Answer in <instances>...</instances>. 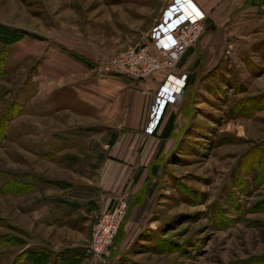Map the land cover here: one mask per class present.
I'll list each match as a JSON object with an SVG mask.
<instances>
[{
  "label": "rangeland",
  "instance_id": "374dc122",
  "mask_svg": "<svg viewBox=\"0 0 264 264\" xmlns=\"http://www.w3.org/2000/svg\"><path fill=\"white\" fill-rule=\"evenodd\" d=\"M204 1V32L175 69L184 66L194 84L168 111L177 117L173 141L155 162L156 175L154 165L137 167L147 180L118 189L116 199L130 194L129 211L98 264H264V108L233 112L264 95V0ZM193 4L187 16L197 11ZM153 7V0H0V25L22 33L11 45L0 43V119L11 117L0 128V219L8 224L0 235L22 240L4 244L0 264H13L26 249L69 252L77 254L72 264H91L92 228L106 211L91 213L75 197L97 192L85 179L99 177L101 167L57 147H68L74 135L93 146L99 137L114 144L115 87L102 79L136 90L137 82L167 74L137 80L101 71L144 45L160 57L150 33L163 11L152 20ZM183 84L172 76L166 87ZM85 95H94V124L79 127ZM97 185L117 192L111 183Z\"/></svg>",
  "mask_w": 264,
  "mask_h": 264
},
{
  "label": "crops",
  "instance_id": "0c3cea01",
  "mask_svg": "<svg viewBox=\"0 0 264 264\" xmlns=\"http://www.w3.org/2000/svg\"><path fill=\"white\" fill-rule=\"evenodd\" d=\"M195 1L208 15L209 10L207 8V3L204 0ZM166 2L168 1L164 0L162 3H160L159 0H153L154 7L151 11L154 13L157 12V14L152 20H156L161 15L163 8L166 6ZM187 59L185 60L184 65L190 63V61L187 62ZM183 68L184 66L180 69V73L178 74L175 72L176 70L172 72V76L180 78L182 82L183 75H187L185 71H183ZM167 76L168 73H160L147 80L137 82L138 87L136 90H128L125 87L126 85L123 80L111 77L102 79V83L104 85L107 83L111 84L112 87H115L114 90L110 91L111 97H113L114 100L111 104V114H109L113 119V125L117 130L113 141L114 144L110 146L108 141H102V139L99 137V145L96 144L97 146H93V143H89L88 141L80 142L79 138L74 135L73 137L69 138L70 145L68 147L65 145L57 147L59 152H62L65 148H67L68 150H71V153H69L70 156H74V153L77 157H84L85 159L89 158L91 160L89 163L90 165H98L101 167L100 170L96 168L97 172L99 173V177L85 179L88 186L91 188L96 187L97 192H91L87 195L84 193L77 194L75 197V200L78 202L77 204L86 205L87 209L91 210V213H103L104 211L110 210L114 203L113 200L119 196L118 191L122 190L121 188H123L125 182L142 180L146 181L148 177V175H145L146 170L138 171L139 173L136 174L135 172L137 167H147L154 165L160 155L170 147V144L173 141L175 130L168 138L164 135L167 128L166 122L169 116L171 114H175L174 112L168 113L170 107L173 105L166 109L163 115L162 124L156 134H145V127L149 121L151 106L154 103V99L160 85L164 83V81L167 79ZM192 78L194 77L192 76ZM187 80L188 78H186V83ZM93 97L94 95L90 97L86 95L84 96V116L82 119L83 124L76 126L90 127L94 124L92 123L93 118L91 116V113L95 110L94 108H96L94 105L95 99ZM76 126H74V128ZM163 130L164 135L161 136ZM80 145H82L83 151H79L81 149ZM92 147H94V149L98 147L97 150H102V154L99 153L96 155L90 153L89 151L93 149ZM65 156L66 155H61L59 160H63ZM98 157L101 159H97ZM97 172H94L93 174L96 175ZM152 176L154 175L152 174ZM99 181L111 183V190L117 192H112L110 195H107V193L105 194L101 186L99 187L97 185V182ZM108 187H106V189ZM71 204H73V202L70 203L69 201L68 205ZM69 213L70 212L67 211V214Z\"/></svg>",
  "mask_w": 264,
  "mask_h": 264
},
{
  "label": "built area",
  "instance_id": "2783aa9c",
  "mask_svg": "<svg viewBox=\"0 0 264 264\" xmlns=\"http://www.w3.org/2000/svg\"><path fill=\"white\" fill-rule=\"evenodd\" d=\"M193 1L192 14L183 16L184 10ZM206 13L195 0H172L164 9L160 22L155 25L150 33V38L160 57L149 53L147 45L137 52L119 56L106 61L101 68L104 73L128 75L137 80H144L153 76L158 71H167L168 76L155 96L151 106L149 121L145 127V134L154 135L159 128L166 109L179 101L187 75H183V86L177 90L166 88L172 72L177 68L191 48L204 32ZM175 30L171 36L161 35V31ZM130 207V194H125L116 201L110 210L104 212L92 228L91 238L87 248V256L91 264H98L112 248L115 239L124 224Z\"/></svg>",
  "mask_w": 264,
  "mask_h": 264
},
{
  "label": "trees",
  "instance_id": "16d2710c",
  "mask_svg": "<svg viewBox=\"0 0 264 264\" xmlns=\"http://www.w3.org/2000/svg\"><path fill=\"white\" fill-rule=\"evenodd\" d=\"M21 39H22V33L19 30L13 31V30L8 29L5 26L0 25V43L11 45ZM187 78L188 80H187L186 86L194 84V78H192V76L191 77L187 76ZM249 101H252V103L248 104ZM243 102H245V104L247 103L248 107L242 108V106H238L235 109H233V112L237 111V112H241L243 116H251L258 110H261L264 108V95L262 94L257 97L255 96L252 99L250 100L246 99ZM8 118L9 119L11 118L10 115L5 113V115L0 119V128L6 129L8 127V122L5 121V119L8 120ZM176 119H177L176 114H171L169 116L166 122L167 128L165 131V135L163 134L164 133V130H163L161 133V136L164 135L167 138L171 136L175 128L174 125H175ZM157 170H158L157 165H154L152 167V174L155 175L157 173ZM24 191H27V189H22V190L19 189V191L15 193H22ZM0 226L7 227L8 224L3 219H0ZM4 244L5 245L6 244L19 245V244H22V240L18 239L17 237L11 236V235H0V249L4 246ZM76 256L77 254L71 255V253L69 254V252L54 253L46 249H41L38 251L26 249L17 255L13 264H21L25 261H29L32 264H72ZM80 258L81 257H78L77 263L81 261Z\"/></svg>",
  "mask_w": 264,
  "mask_h": 264
},
{
  "label": "clouds",
  "instance_id": "9594fccd",
  "mask_svg": "<svg viewBox=\"0 0 264 264\" xmlns=\"http://www.w3.org/2000/svg\"><path fill=\"white\" fill-rule=\"evenodd\" d=\"M174 30H175V29H170V30L165 31V32L162 33V34H165L166 37H169V36H171V33H172Z\"/></svg>",
  "mask_w": 264,
  "mask_h": 264
},
{
  "label": "bare ground",
  "instance_id": "6f19581e",
  "mask_svg": "<svg viewBox=\"0 0 264 264\" xmlns=\"http://www.w3.org/2000/svg\"><path fill=\"white\" fill-rule=\"evenodd\" d=\"M185 11V10H184ZM183 16H187L185 13L183 14ZM188 17V16H187ZM167 88V87H166Z\"/></svg>",
  "mask_w": 264,
  "mask_h": 264
}]
</instances>
